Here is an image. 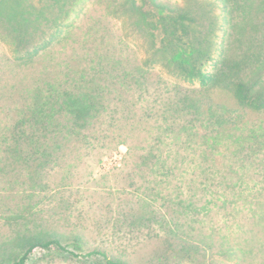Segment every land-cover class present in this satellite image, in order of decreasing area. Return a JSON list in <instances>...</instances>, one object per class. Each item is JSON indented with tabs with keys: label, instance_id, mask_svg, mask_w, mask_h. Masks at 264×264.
Masks as SVG:
<instances>
[{
	"label": "trees",
	"instance_id": "trees-1",
	"mask_svg": "<svg viewBox=\"0 0 264 264\" xmlns=\"http://www.w3.org/2000/svg\"><path fill=\"white\" fill-rule=\"evenodd\" d=\"M256 1L147 0L146 10L131 5L140 13L131 22L135 32L126 31L142 51L138 59L119 51L106 17H92V32L83 29L78 37L73 19L67 21L66 0H40V5L0 0V13L7 18L3 27H9L0 35V212L9 228L0 236V256H5L0 264H27L36 250L51 248L69 258L100 256L104 264H130L103 248H84L80 229H57L55 220L64 217L45 215L60 208L59 200L52 208L54 194L73 188L80 177L91 178L100 154L112 142L116 148L126 146V163L134 169L147 165L168 179L178 171L168 160H188L194 172L189 188L208 203L219 201L228 208L236 205V195L264 192V175L242 185L236 168L222 174L216 164L217 153L232 160L255 141V154L260 155L256 167L264 174V119L246 129L239 125V113L230 117L235 124L227 129L219 110H228L229 104L214 96V91L224 93L244 108L243 115L245 109H264V20L262 26L252 22ZM85 2L73 14L80 17ZM231 2L233 11L248 7L244 28L226 17ZM106 7L107 13L118 10L112 2ZM258 8L264 10V0ZM124 23L128 26L126 19ZM136 34L145 38L140 44ZM246 34L255 47L241 52L235 41L243 44ZM255 62H263L256 74L245 72ZM167 76L175 82L172 93L145 105L138 90ZM201 119L205 132L198 135L194 127ZM178 141L184 154L173 149ZM158 143L163 144L160 149ZM217 180L221 197L214 192ZM173 210L168 207L169 213ZM144 216V209H131L122 220L128 224ZM48 224L54 232L46 234Z\"/></svg>",
	"mask_w": 264,
	"mask_h": 264
},
{
	"label": "rangeland",
	"instance_id": "rangeland-1",
	"mask_svg": "<svg viewBox=\"0 0 264 264\" xmlns=\"http://www.w3.org/2000/svg\"><path fill=\"white\" fill-rule=\"evenodd\" d=\"M30 1L35 5L42 3L40 0ZM66 1L68 3H65L66 5L63 7L70 11L67 21L73 19L75 26L72 30L75 29L77 35L79 34L78 37H81L83 29L92 32V17L95 20L101 17V21L106 17L109 22L108 28L113 30L112 35L118 41V48H120L119 51L123 56L130 54L135 55L138 59L141 58V49L127 35L126 30L135 32L132 27L140 12L132 8L138 5L141 10H146L150 4L147 0H145L146 2L143 0H102L103 3L100 0ZM84 1L86 2L83 7L86 6L81 11L82 15L79 17L78 13L73 14L74 9H81L79 5ZM171 1L181 3L182 0ZM259 1L257 0L252 8V22L262 26L263 24L260 23L264 20V10H258ZM111 2L112 5L117 6L118 10L117 12L109 10L107 13L106 6ZM131 5L135 7L131 8ZM233 8L234 4L231 2L226 10V17L232 18L233 25L237 24L236 27L244 28L242 21L246 17L243 11H246L248 7L240 12L233 11ZM222 12L220 6L216 7V13L220 17ZM6 19V16L0 13V35H6L8 32L9 27L6 31L3 27V23L7 22ZM125 19L128 26L124 23ZM132 21L134 22L131 23ZM219 21L220 25L221 23L223 25V21L221 19ZM233 25L230 24L228 27V29H232L231 32L234 31ZM263 27L262 29H264ZM246 31L244 29V32ZM138 34L136 36L140 44V41H144L145 38ZM246 36L243 44H238L235 41L236 49L241 52L252 50L255 47L249 43V35L246 34ZM75 46H78V43ZM115 51H118L117 48ZM262 64L263 62H255L247 67L245 72L256 74L257 69ZM159 82L162 84L159 85ZM159 82L151 84L143 92L138 90V94L141 93L143 99L141 100L145 105L149 106L153 97L165 98L172 93L171 85L175 82L171 78L162 77ZM258 86L259 84L256 85V87ZM214 94L220 103L229 104L228 110H219V113L223 114V120L228 121L225 124L227 129L235 124L230 122V117H236L239 113L243 116L238 119L241 120L239 125H246V129H252L253 124L256 125L264 119V109L260 111L245 109L247 113L244 112L243 115L242 110L244 108L240 107L234 100L225 97L224 93L219 91H214ZM140 104L143 105L141 101ZM151 106L155 107V104ZM204 108L207 109V105ZM160 112L157 110V114ZM202 120L197 122L194 127L197 129L195 131L198 135L205 132L206 124H202ZM167 132L170 135V132ZM170 137L172 138V136ZM171 138L165 140L170 142L172 141ZM179 142L173 145V149L183 151L182 147L178 146ZM162 145L158 143V149ZM256 146V142L253 141L252 147L243 148L241 154H236L232 160L225 159L222 154L217 153V168H220L222 174H227V171H234L236 168L239 183L241 182L242 185L253 184L255 180L264 175L256 167L260 160V155L255 154ZM127 152L126 146L121 145L116 148L115 142H112L100 154L101 162L96 166L92 165L94 167L90 179L87 176L80 177L73 188H66V190L53 195L55 201H53L52 208L55 205L54 202L58 200L60 201V208H53L50 210L52 214L45 213V215L48 218L51 215L53 219L59 216L64 217L59 221L55 220L57 229L59 227L80 229L82 234L81 246L84 248L88 246L89 248L93 246L103 248L108 250L111 256L123 259L130 264H264L263 190L256 192V189H253V191L248 190L247 194L236 195L234 197L236 198V205L224 208L219 201H213L214 204L208 203L209 199L206 200L205 197L195 195L190 190L189 187L192 182L189 183V181H191L194 172L188 160H168V164L173 163L178 167L175 175L168 179L158 175L154 169H149L147 165L140 169H134V166L131 167L130 164L126 163L125 154ZM154 152L158 154L160 150ZM182 153L184 154V151ZM210 155L212 156L211 152ZM240 164L247 169L242 168L240 170L238 168ZM218 185L217 180L214 185V192L221 197L222 195L217 192ZM153 186L157 188V193ZM220 189L226 191V184L220 183ZM172 197H175L174 203L169 201ZM171 206L174 207L173 213L168 212V207L172 209ZM251 206L252 209H250ZM131 209H144L145 216L141 221L140 218H133L130 223L125 224L126 222L124 223L122 220L123 215ZM4 220L0 212V236L9 232ZM44 229L46 234L54 232L51 230L53 227L50 224ZM27 264H104V260L100 256L69 258L57 252L55 248H51L49 250H36L30 256Z\"/></svg>",
	"mask_w": 264,
	"mask_h": 264
}]
</instances>
